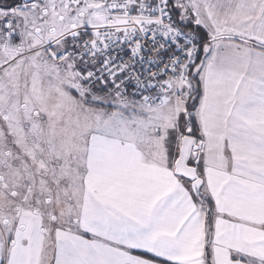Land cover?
Returning <instances> with one entry per match:
<instances>
[{
    "label": "snow or ice",
    "instance_id": "6c2138e0",
    "mask_svg": "<svg viewBox=\"0 0 264 264\" xmlns=\"http://www.w3.org/2000/svg\"><path fill=\"white\" fill-rule=\"evenodd\" d=\"M0 264H264V0H0Z\"/></svg>",
    "mask_w": 264,
    "mask_h": 264
}]
</instances>
